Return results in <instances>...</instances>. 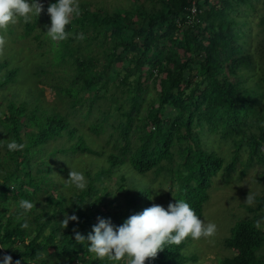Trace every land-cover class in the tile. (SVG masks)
Masks as SVG:
<instances>
[{
  "label": "trees",
  "instance_id": "1",
  "mask_svg": "<svg viewBox=\"0 0 264 264\" xmlns=\"http://www.w3.org/2000/svg\"><path fill=\"white\" fill-rule=\"evenodd\" d=\"M257 1L264 2L204 0L193 13L190 0L113 11L78 0L81 15L66 28L72 35L58 42L39 27L57 0L39 1L44 9L30 23L21 18L18 37L38 31L31 61L0 52V98H8L0 118V264L5 255L13 264H127L97 258L73 229L87 237L98 217L120 226L154 203L167 209L181 199L203 218L213 187L230 185L234 172L244 177L239 161L264 165V76L248 16ZM12 140L24 149L9 151ZM70 168L85 175V190L61 180ZM256 177L264 178L261 170ZM10 198L36 207L8 213ZM255 201L224 236L230 252L220 264H264V193ZM65 214L78 221L63 229ZM201 252L188 237L145 264H206Z\"/></svg>",
  "mask_w": 264,
  "mask_h": 264
},
{
  "label": "clouds",
  "instance_id": "2",
  "mask_svg": "<svg viewBox=\"0 0 264 264\" xmlns=\"http://www.w3.org/2000/svg\"><path fill=\"white\" fill-rule=\"evenodd\" d=\"M43 9L44 5L39 0L31 2L0 0V30L6 31L10 24L19 22L21 18L24 23H30L33 16L37 18L40 16ZM47 13L51 18V26L46 34L53 41H64L72 35L66 31L67 26L81 15V9L78 0H57L48 6ZM74 38L83 41L85 35L77 33ZM5 44L4 36L0 35V52L3 51ZM6 147L9 151H22L25 145L12 140ZM68 177L66 180L68 184L81 191L86 189L87 180L82 172L70 168ZM245 203L249 206L254 205L255 194L250 191ZM77 205L82 207L84 204ZM19 207L23 210L22 215H26L36 207V203L21 199ZM70 220L78 221V217L74 214L71 216L65 214V218L60 222L61 227L66 229ZM97 220L98 223L93 225L87 237L73 229L76 242L83 244L87 241L88 251L99 259L107 257L112 261H121L127 257V264H145L146 260L155 259L167 245H180L188 237L193 240L212 237L217 231L214 223L206 224L182 199L176 200V203H169L167 209L154 203L142 212L128 217L120 226L113 225L110 219L98 217ZM261 223V220L255 221V227L259 229ZM21 227L24 229L29 227L27 220ZM2 264H13L12 257L3 256ZM15 264H21L20 260H16Z\"/></svg>",
  "mask_w": 264,
  "mask_h": 264
},
{
  "label": "rangeland",
  "instance_id": "3",
  "mask_svg": "<svg viewBox=\"0 0 264 264\" xmlns=\"http://www.w3.org/2000/svg\"><path fill=\"white\" fill-rule=\"evenodd\" d=\"M40 2H49L50 0H39ZM81 1V0H80ZM94 1L98 6H105L110 11L115 10L116 8H138L139 6H144L148 9H153L154 7L162 6L159 0H89ZM196 1L200 3H205L204 0H190L191 6L193 2ZM31 2V0H29ZM210 3V2H209ZM208 3V5H209ZM212 3V2H211ZM263 1H257L254 11L249 12V20L251 22L252 35H251V52L253 53L256 62L257 68L256 71L259 75L264 76L263 69L261 66L264 64V25L261 22L264 8ZM92 8V6H89ZM162 9L165 6L161 7ZM137 18V17H136ZM21 19H19L20 21ZM139 20L136 19L135 22ZM17 25V32L14 33L9 28L7 30H0V35H3L6 44L5 49L6 53H12V59L18 63H27L28 60L31 61L33 58L32 49L35 48L33 44L34 33L38 30L36 29L32 35H26L25 37H18V34H21L24 31L23 25L15 23ZM187 22L184 24V27L187 26ZM46 26L47 30L51 26V20L48 21L43 19L39 27ZM58 42V41H55ZM180 51H183L180 49ZM122 62L120 61L119 64ZM64 69V67H63ZM153 91V90H152ZM48 94V92L46 91ZM153 93V92H151ZM7 101L8 98H0V118L4 117L5 111L7 110ZM147 110L143 111V114H146ZM198 129V128H197ZM0 149H3V146L0 144ZM86 162V160H85ZM87 163V162H86ZM88 164V163H87ZM85 167L87 165L85 164ZM1 168V166H0ZM238 168L243 171L244 177L242 179H237V172L232 174V182L230 185H225L224 183H218L213 187V194L211 198V203L206 209L205 216L201 218L206 224L214 223L217 226V231L214 236L199 239V243L202 245L203 252L200 254V260L205 261L206 264H220L219 257L230 252L229 249L223 247V238L225 235H231V229L234 225V222L240 217L252 214V211L248 209L245 201L246 197L251 191L253 194H263L264 193V178L260 181L256 177V172L261 170L264 174V165H255L253 167H248V164L245 160H241L238 163ZM1 170V169H0ZM61 180L66 181L69 177L66 175L60 176ZM113 183L116 180V177H113ZM21 199L10 198L6 201H3V206L6 208L7 212H12L15 206L19 205ZM41 200L44 201L43 198ZM114 204V203H113ZM112 204V205H113ZM252 206H256L255 204ZM264 228V225H262ZM48 232V230H47ZM30 238H25L18 246L21 248L25 247L26 242ZM54 248H51V251ZM93 254V253H92ZM95 255V254H93ZM66 262L65 264H67ZM114 264V262H113Z\"/></svg>",
  "mask_w": 264,
  "mask_h": 264
},
{
  "label": "built area",
  "instance_id": "4",
  "mask_svg": "<svg viewBox=\"0 0 264 264\" xmlns=\"http://www.w3.org/2000/svg\"><path fill=\"white\" fill-rule=\"evenodd\" d=\"M191 11L193 13L197 12V3L196 1L193 2L192 6L190 5Z\"/></svg>",
  "mask_w": 264,
  "mask_h": 264
}]
</instances>
